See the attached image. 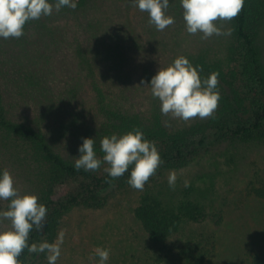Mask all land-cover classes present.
Instances as JSON below:
<instances>
[{"label":"trees","instance_id":"1","mask_svg":"<svg viewBox=\"0 0 264 264\" xmlns=\"http://www.w3.org/2000/svg\"><path fill=\"white\" fill-rule=\"evenodd\" d=\"M173 1L183 14L180 0H169V3ZM49 2L55 5L56 0ZM75 2V9L62 7L56 11L54 7L50 16L30 20L24 27V35L18 39L0 37V173L7 168L14 177V186L18 188L17 184H20L23 192L34 193L38 202L47 208L44 228L41 232L33 227L29 246L44 240L53 243L58 234L59 219L69 206L102 204L116 187L129 185L131 167L115 180L104 170L75 169L74 163L80 153L73 149L77 140L69 125L78 123V120L74 122V112L82 111L76 95L83 81L75 68L85 70L82 78L90 79L94 98L102 101L104 92L98 85L96 72L102 69L99 68L101 62L106 61L104 72L123 79V41L131 33L133 24L136 23L135 34L144 29L142 19L137 17L141 10L135 0ZM141 16L146 20L145 14ZM70 19L75 20L74 28L68 21L53 23ZM230 26L237 40L236 51L242 53V66L248 79L254 81L255 91L251 89L244 93L238 87L235 72L225 71L220 61L209 60L204 54L188 56L202 80L212 72L219 73L217 91L220 100L212 117H197L169 127L160 116L151 122L114 109L91 137L94 151L102 162L101 139L136 128L143 132L145 139L154 142L159 151L162 163L143 190H139L134 208V215L146 232L147 246L153 252L150 264H204L210 253V249L201 244L199 237L202 234L196 236L197 233L190 232L184 238L181 235L185 222H199L206 217L208 186L191 184L189 189L194 197L170 205L163 202L155 184L150 182L164 170L200 159L214 145L221 148L218 155L216 152L210 154L213 162H217L216 167L220 171L230 170L234 159L236 161L234 145L264 141V62L259 43V34L264 28V0H244L242 11L230 21ZM76 29L78 33L70 34ZM62 47L71 60L55 59L58 49L64 50ZM230 50L234 52V47ZM52 78L62 85L61 90L55 91ZM20 100L23 107L24 102L30 101L53 128L48 131L44 126L31 123L19 109ZM246 103L252 107L248 119L241 116L247 112ZM208 130L214 131L212 138L206 136ZM196 136H200L199 139ZM76 180L81 183L78 187L82 190L69 192L63 199L55 197L56 186ZM250 191L264 199V178L254 180ZM9 203L5 201L6 205ZM46 256V252L29 253L26 248L18 259L20 264H37ZM243 264H264V250L249 256Z\"/></svg>","mask_w":264,"mask_h":264},{"label":"rangeland","instance_id":"2","mask_svg":"<svg viewBox=\"0 0 264 264\" xmlns=\"http://www.w3.org/2000/svg\"><path fill=\"white\" fill-rule=\"evenodd\" d=\"M134 11L132 8V12ZM142 14H145L146 20ZM166 14L174 18V23L163 31L149 23L147 12L141 11L137 16L142 19L144 29L135 34L136 23L133 24L131 33L123 41V79L104 72L107 62H101L99 68L102 69L97 70L96 75L98 85L104 92L102 101L101 98H94L90 79L82 78L85 70L75 68L80 81H83L76 95L77 105L82 111L74 112V122L78 120V123L69 125L72 136L77 140L74 141L76 146H73L75 151L82 145L84 138L93 137L97 128H100V122L114 109L131 116L138 115L141 120L149 119L151 122L160 116L161 121L169 127L185 122L171 115H163L160 101L153 97L150 85L142 83H150L159 67L171 64L178 56L188 59V56L204 54L209 60H218L225 71L235 72L238 87L244 93L256 90L254 81L248 79L242 66V53L236 51L237 40L232 34L230 21L216 22L217 26L222 27V31L231 30L230 35H213L208 39H201L202 33L192 35L187 32L182 11L176 7L175 1L169 3ZM65 21L74 28L73 19L53 23L61 24ZM77 31L78 29L74 32L71 30L70 34ZM259 38L264 62V28ZM231 47H234V52H231ZM58 58H66L67 61L70 59L65 49H58L55 59ZM51 81L55 84V91L61 90L62 85L56 78ZM18 106L22 114L31 119V123L44 126L48 131L53 128V125H48L44 116L39 115L30 101L24 102L23 107L20 100ZM246 107L247 112L241 115L244 119H248L252 112L250 104L246 103ZM213 132L208 130L206 136L212 138ZM220 149L214 145L200 159L179 168L164 170L150 183L155 184V190L163 202L170 205H176L184 198L192 199L194 193L189 189L191 184L207 185L209 203L206 217L199 222H185L181 235L184 238L190 232L197 233L196 236L202 234L199 237L201 244L210 249L204 264H243L249 256L264 250V199L250 191L254 180L264 178V141L253 140L234 145L232 149L236 153V161L234 159L230 170L220 171L216 167L217 162H213L210 156L214 152L218 155ZM105 167L107 165L102 162L100 170L103 171ZM172 171L177 176L174 188L168 184V176ZM185 181L188 186H185ZM80 184L76 180L58 185L54 189V195L57 199H63L69 192L77 193L82 190L78 187ZM17 186L23 192L21 185ZM138 195L139 190L124 185L110 192L102 204L69 206L59 219L58 234L64 231L65 236L56 264H99V257L95 254L97 247L110 250L106 264H150L153 252L147 246L144 228L134 215ZM4 210H7V205L4 200H0V211ZM9 226L10 222L7 220L0 222V229ZM37 264H48L47 256Z\"/></svg>","mask_w":264,"mask_h":264},{"label":"clouds","instance_id":"3","mask_svg":"<svg viewBox=\"0 0 264 264\" xmlns=\"http://www.w3.org/2000/svg\"><path fill=\"white\" fill-rule=\"evenodd\" d=\"M180 3L187 32L192 35L202 33L201 39L230 35L231 30L222 31L216 22L231 21L244 6V0H180ZM135 5L149 14V23L157 30L163 31L174 23V18L166 14L169 0H135ZM76 6L75 0H56L55 5L49 0H0V37L18 39L24 35V27L30 20L50 16L54 7L59 11L62 7L75 9ZM218 76V72H212L202 80L198 69L181 55L171 64L159 67L150 83H142L150 85L153 97L160 101L163 115L188 122L197 117L206 119L214 115L220 100ZM100 149L104 154L103 163L107 165L104 171L112 180L123 176L131 167L127 182L140 191L162 163L155 143L145 139L139 128L122 135L104 136ZM78 151L80 156L75 160V169L96 171L101 168L102 161L94 151L92 138H84ZM176 179V173L170 172V187H175ZM14 185L11 172L3 169L0 173V200L10 203L7 210L0 211V222L7 220L10 226L0 229V264H20L18 258L26 248L29 253L46 252L48 264H56L65 232H59L53 243L44 240L29 246L28 238L33 227L41 232L44 228L47 208L38 202L34 193L21 192ZM185 186H188L187 181ZM95 254L99 257V264H106L110 250L97 247Z\"/></svg>","mask_w":264,"mask_h":264}]
</instances>
